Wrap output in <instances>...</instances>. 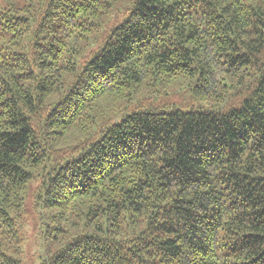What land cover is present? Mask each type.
<instances>
[{
  "label": "trees",
  "instance_id": "trees-1",
  "mask_svg": "<svg viewBox=\"0 0 264 264\" xmlns=\"http://www.w3.org/2000/svg\"><path fill=\"white\" fill-rule=\"evenodd\" d=\"M0 33V264H35L30 220L38 264H264V0H33Z\"/></svg>",
  "mask_w": 264,
  "mask_h": 264
},
{
  "label": "rangeland",
  "instance_id": "rangeland-1",
  "mask_svg": "<svg viewBox=\"0 0 264 264\" xmlns=\"http://www.w3.org/2000/svg\"><path fill=\"white\" fill-rule=\"evenodd\" d=\"M32 1L33 0H0V10L5 9L12 4L15 6H24ZM4 41L5 43L7 42V40L3 38L0 33V45L3 44ZM182 89H187L186 84H182L177 87V91ZM43 227L44 225H40L37 221L30 220L26 228L28 241L25 245L24 259L32 260L35 264H38L41 260L40 251L42 252V245L44 243L43 233L41 231V228Z\"/></svg>",
  "mask_w": 264,
  "mask_h": 264
}]
</instances>
